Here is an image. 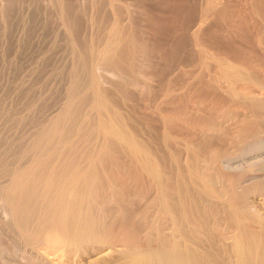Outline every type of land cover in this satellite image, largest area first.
Listing matches in <instances>:
<instances>
[{
	"label": "bare ground",
	"instance_id": "6f19581e",
	"mask_svg": "<svg viewBox=\"0 0 264 264\" xmlns=\"http://www.w3.org/2000/svg\"><path fill=\"white\" fill-rule=\"evenodd\" d=\"M50 1L48 5L44 3L47 5L46 8L52 4ZM59 1L60 3H57L60 6L57 8L62 9H60L63 16L62 22L66 24L63 27L67 29V32L69 29L71 33L69 36L71 42H68L72 45L70 50L73 49V53L72 51V54L68 53L72 57H70L72 61H69L71 64L65 59L66 56L64 59L70 65L67 66L68 63H65L67 67L62 66L64 64L61 63L62 51L58 48L61 51L59 52L56 48L58 55L53 46L52 52L61 57L59 63L62 64L61 67H64L62 69L59 66L56 67L58 62L54 59L57 63L53 66L60 73L57 74L60 80L56 83L59 84L60 81V90L58 92L55 89L59 85L54 88L58 93L53 90L57 94H55L56 99L51 95V101H53L52 98L56 101L48 109L45 108L48 106L45 103H43L46 105H43L44 110L42 105L36 106L38 101L34 103V100L37 96L32 100L31 89H28L33 88L36 82H32L31 87L25 85L27 83L31 85L27 82L23 83L24 85L21 84L22 86L18 84L20 87L17 89L15 85L13 86L16 93H19L21 99L19 103L16 104L10 96V100L15 104H12L13 106L8 104L9 111L3 110L4 107H1L3 104L0 105V120L6 117L4 119H9V122L11 120L13 122V119L17 117L28 119L27 113L30 115L33 111L34 114L33 105L40 107L35 111L36 117L31 115L32 121L30 116L29 123L27 120L24 121L28 126L25 124L24 127H20L24 125L22 122L19 126L21 130L19 129L15 135L11 136L12 133H9L10 136L5 134L0 136V264H264V78H260L258 70L255 69L256 67L264 69V55L255 54L256 63H250L248 56L252 51L248 56L242 57L243 54L245 55L243 52L250 47L240 46L241 43L237 46L239 43L236 45L235 42L232 43L233 41L228 44V40H225L226 45L222 43V39L231 41L238 36V33L240 38L242 34L241 39L245 40L254 31L256 36L253 33L255 38L250 37V39L264 45V0H241V4L237 2L241 7L238 4L239 6L236 5L235 8L232 7L233 0H138V3L145 5V9L140 4L142 8H139L140 6L138 8L145 10V16L142 13L143 10L139 12L143 14V18L146 17L151 36L149 38L144 36L147 33L144 32L146 28L139 29L144 34L138 35L150 40L153 34L154 46L156 45L157 49L161 48V50L155 49L158 51L155 52L159 55V52H163L162 55L164 54L166 58H171V54H174V57L177 53L181 55L180 51L186 52L181 55V57L185 56L183 57L185 64L179 65L167 76L168 72L165 71L154 73L152 67L150 70L153 73L148 74L146 73L148 70L143 67L146 61L145 51L148 54L151 53L150 49H153V45H150L151 48L148 46L151 52H148L146 47L148 43H153L152 38L147 43L135 34V32L139 33L136 26L139 21L141 22L138 18L141 15L138 14L139 21L135 25L132 24L136 19V10H133L136 4L134 7V3H130L134 7L132 8L128 6L129 1L127 2V8L135 11L128 13V16L129 9L125 7L127 0L125 2L108 0L107 4L103 2L108 6L110 15L107 11L104 15L106 6H98L97 2L98 7L94 9L98 14H95L96 11L92 9L94 5L90 8L86 5V9L93 11V16L102 13V17L95 18L100 25L97 24V28L104 32V36L100 33V36L104 37L102 40L98 38L99 35H96V40L93 42L91 35H94L92 33H95L97 28L95 32L91 31V35L89 33L91 37H89L92 40L90 42L93 43L88 42L90 45L87 46L88 44L85 43L89 38L87 37L85 42H83L84 39L81 40L80 32L85 30L79 26L84 24L82 18L85 20L86 18L82 16H88L89 14L85 13L88 10L82 9L83 12H81V7L75 5L78 2L76 0ZM157 1L161 2V5L164 4L163 7L158 4L159 9L158 7L157 10L152 9V5ZM5 2L8 4L2 10L5 19L8 20V17L16 14L15 12L18 14V11H21V9L17 10L20 7H17V4L19 5L17 1L5 0ZM23 2L20 1V3ZM27 2L31 3V0ZM31 7H34V4ZM36 8L38 9L39 6ZM108 8L106 7L107 10ZM161 8L168 9V13H163L164 10L162 11ZM123 9L126 10L127 18H124ZM41 10L40 12H44L43 9ZM92 11L88 12L92 15ZM37 12L34 9L35 15ZM129 14H135V16L130 17ZM50 15L48 16L51 17ZM48 16L39 20L44 18L49 20ZM53 16L50 20L56 21L57 19ZM55 16H57L56 13ZM128 18L134 19L131 21ZM5 19L0 20L5 23ZM125 19L132 22L129 23L136 28L135 30L133 27L135 32L132 28V31L129 30L131 25ZM212 19L216 26L207 30V25L212 22ZM27 20L28 18L26 23ZM58 20L60 21L61 17ZM223 20H226L227 24ZM33 21H37V17ZM124 21L130 25H128L129 29ZM92 22H88L89 25ZM221 22L224 25H221ZM44 23L41 24L42 27H39L42 31L45 28H43ZM33 24L40 25L36 22ZM225 24L228 29L224 35L222 26ZM48 25L46 27H49ZM94 26L91 25V27ZM3 27L6 26H2V30ZM78 27L82 30L79 31ZM88 27L90 26L85 28ZM91 27L89 29H92ZM65 28L62 29L65 30ZM6 29L9 30V28ZM59 29L58 32L57 29L54 30L56 34L61 31V28ZM30 30L28 29V32ZM66 31L64 33H67ZM87 31L86 34L89 32ZM11 33L10 31L9 35ZM85 33L82 34L83 38L86 37ZM6 35L7 33L4 38ZM64 35L67 41L68 35ZM61 36L59 35L58 38ZM223 36L226 38L221 39ZM236 39L238 40V37ZM166 40L171 42V44L168 43V47ZM17 43L21 44L20 41ZM164 44L166 45L163 46ZM13 45L11 47L14 48ZM17 46L15 50L19 51ZM11 47L8 49L13 50ZM51 49H48V52ZM65 51L61 54H65ZM27 52L24 51V54ZM41 52V54L45 53ZM52 52L46 51L49 55L50 53L52 55ZM4 53H6L5 50L2 55H5ZM140 53L144 54L143 65L139 63L142 57ZM12 56L14 55L12 54L11 58L16 57ZM37 56L41 60V57L48 55L37 54ZM155 56L152 57L154 60ZM150 58L148 59L152 62ZM14 59L16 62V58ZM31 59L29 60L32 61ZM45 60L51 59L46 57ZM36 62L39 64V61ZM1 63L0 65H4V61ZM153 64L148 62V66ZM47 66L51 65H45L48 69ZM53 66L51 67L54 68ZM16 67L19 68L20 64ZM51 67L49 69H52ZM144 68L146 71L143 72ZM54 69L53 71H56ZM53 71L48 72L50 75L47 74L53 76ZM1 72L3 71L0 70ZM110 72L120 78V81L118 83L116 81L115 84L112 80L110 85L113 84V87L105 83L111 80L107 79V73ZM4 74L2 78H6ZM26 74L29 75L27 72ZM111 74L108 77L112 78ZM17 75L15 76H20V74ZM57 75L54 79L51 77L53 81L50 84L58 78ZM29 77L30 81L36 78L33 75ZM44 77H46L45 73L41 81ZM114 77L112 79L115 80ZM12 78H14L13 75ZM17 80L20 82V78ZM39 80L34 81L41 83ZM7 81L6 79L5 85L8 84L9 81ZM153 81L157 82L154 84H158L156 88H153L158 91L155 98L156 104H154V98V103H151L154 104L153 113L155 112L156 115L152 114V111L148 113L146 111L148 117L143 115L137 117V113L134 114L136 117L127 115L121 105L128 103L131 94H135L127 91L126 87L130 88L129 83L141 93L137 92V95L133 97L134 100L137 99L136 96L141 95L142 99L147 97L143 99L144 103L146 100L150 103L152 101L148 99L152 94L154 84L151 82ZM12 82L10 84L13 85ZM44 83L43 86H46L47 84ZM0 87L2 88V84ZM4 88L5 86L1 89L3 92ZM10 88L8 87L6 91ZM43 89L40 90L41 95ZM15 91L11 92L15 93ZM9 92H6V97L11 95ZM28 92L31 94L29 99L26 95L29 94ZM16 93L14 95L17 96ZM40 93H38V99H40ZM34 94L36 93H33V97ZM0 95L4 96L3 93ZM223 97H227V100ZM17 98H15L16 102ZM22 99L33 101H29L31 104L24 106L28 110L27 113L21 111V109L24 110L22 105H25ZM46 99L49 103L50 99L47 97ZM206 100L213 103L212 107L215 110L221 104L226 107L228 102V108L236 105L242 109L241 114L245 112L251 116L244 117L240 114L242 117H200L201 115L192 117L190 114L195 113L196 109L197 115L201 113L199 111L198 114L200 109L202 112H207L208 109L201 108ZM4 101L8 102L7 99ZM11 101L8 103H12ZM135 102L131 101L132 104ZM209 102L208 105L205 103L207 108L210 107ZM138 105L140 106V103ZM165 105L171 106V109H166L168 111H166L168 113L166 117L162 111ZM196 105L198 106L190 113L192 111L190 109ZM199 105H201L200 109ZM128 106L126 108H130L128 111H131L133 108L131 109L130 104ZM236 106L233 110L237 109ZM148 114L154 117H149ZM187 114L190 117H186ZM11 117L14 118L11 119ZM16 122L13 125L17 124ZM13 125L11 128H14H9L12 131L16 129ZM3 130L7 132L6 128ZM10 130L9 132H12Z\"/></svg>",
	"mask_w": 264,
	"mask_h": 264
},
{
	"label": "rangeland",
	"instance_id": "374dc122",
	"mask_svg": "<svg viewBox=\"0 0 264 264\" xmlns=\"http://www.w3.org/2000/svg\"><path fill=\"white\" fill-rule=\"evenodd\" d=\"M14 1H15V2L17 1V2H18L19 0H14ZM20 1L23 2V1H25V0H23V1L20 0ZM20 1L18 2L19 5L17 4V7H18V6H20V7H18L17 10L21 9V11H22V9H23V11H22V12H21V11H20V12L18 11V14H17V12L14 11L17 15L14 14V12H13L12 15H13V14H14V15L11 16V17H8V20H9V21H8L7 19H5V17L3 16V15H4V11H2V10L4 9V7H6L8 4H7V2H5V0L0 1V5L2 4L1 7H0V13H1L0 16H3L2 18L0 17V19H1L2 21H3V18L6 20L5 23H3V22L0 20V22H1V23H0V26H1V25H2V26L5 25L6 27H3V28H4L3 30H4L5 34L7 33V35H6V38H7V39H6V38H4V37H5V34H4V32H3V30H2V26H1V27H0L1 29H0V30H2V31H0V34H1L2 36L0 35V36H1V37H0V40H2V41L0 42V44H1V45H0V54H1L0 56H1L2 59L0 58V64H2L1 61H4V65H5V64H6V66H9V65H10V66L7 67V68H6V66H4V65H0V67H1L0 70L3 71L4 73L6 72L5 74H4L3 72L0 73V77H1V76L3 77V74H4V77H6V78H2V77L0 78V86H1V84H2V88H1V87H0V88L3 89V87L5 86V88H4L5 90H4V92L0 89V94H2V93L4 94V96H3V95H0V96H2V97H0V99H1V98L3 99V100H0V102H1L0 105L3 104L1 107H4V108H2V109L5 110V111H9V108H8V107H10V106H9L10 104H11V105H12V104L14 105L15 103H16V104L19 103L18 101H21V99L19 98V93H16L15 88L17 89V87H20V86L24 85L25 83L30 82L31 85H29V83H27L28 85H27V84H25V85L31 87V86H33V85H34V86H37L36 84H38V86L35 87V88H34V86H33V88H32V87H31V88H28L29 90H30V89H31V90L33 89V90H32L33 92L30 90V92H31L32 95H33V93H36V94H34V97L30 94V92H28L29 94H26V95L28 96V99H29V97H30V95H31L30 98H31V99L33 98L32 100H34V98L37 96V97H36L37 99L34 100V101H35L34 103H36V102L38 101L37 103H38L39 105L36 103V106H40V105H42L41 107H42L43 110H44L45 108L48 109V107H49L53 102L56 101V100L54 101L53 98H52L53 101H51V97L53 96V97L56 99L55 94H56L57 91L59 92V90H60V88H59V87H60V85H59V84H60V81H59V84H56V83L58 82V80H60V77H58V75H59L60 73L56 70V67L59 66L60 69H62V68H64V67H61V65H62L63 63H64V64H63L62 66H64L65 63H68L69 61H70V62L72 61V59H71V58H72L71 55L69 56V54L71 53V51H72V53H73V49L70 50V49L72 48V45H70V43H69V42H71V39H70V37H69V36L71 35V33H70L69 29H68V32H67V31H66L67 29H66L65 27H63V25H66V24H64V23L62 22V21H63V20H62V17H63V16H61V15H62V13H61V11H60L61 8H60V7H59L60 9L57 8V6H60V4H59L60 1H59V0H57V1H56V0H51L52 2H51L50 0H47V1H46V0H31V3L34 1L33 4H34V7H35V8H34V7H31V5H33V4H31L30 2L28 3V2H27L28 0H26V2L28 3V5L26 4V2H23L24 5H21V4H23V3H20ZM29 1H30V0H29ZM39 1H41V2H39ZM49 1H50L52 4H49L50 7L48 6V8H49V9H48V8H46V6L48 5V2H49ZM76 1H78V2H77V4H75V5H78L79 7H81V9H80L81 12H83L82 9H86L87 6H89V8H90V7L93 6V5H94V6H93L92 9H93L94 12L96 11L95 14H98V13H97V10H95V9H96V7H98L99 5H102V7H105V6H106V7L108 8V6L105 5V4H107L108 0H107V1H106V0H102V2H101L100 0H97V1H95V0H85V1H84V0H81L80 2H79V0H76ZM76 1H75V2H76ZM91 1H92V2H91ZM93 1H95V2H93ZM99 1H100V3H99ZM121 1H124V2H125L126 0H121ZM128 1H129V2H128ZM131 1H133V0H127V1L125 2V7H126V8H127L128 6H129V7H130V6L132 7V4H130V3H134L133 6H134V7H135L136 5H137V6H136V8H134V7H132V8H134L133 10H136V12L133 11L131 8H130V9L127 8V9H129V11H127V16H128V13H130V12L134 13V12H135V13H136V16H135V14H133V15H132V14H129V16H130V17L135 16L136 19L133 20L134 18H128V19H130V20L132 19L134 23L128 21L127 19H125V20L128 21V23L130 22V23H132L133 25H135V24H137V21H139V20L141 19V22H140V21L138 22V25H139L141 28H138L139 26L137 25L138 27L136 26V28H137V31H138L139 33H136V32H135L136 28H135L133 25H131V24L129 23V24L132 26V27H131L129 24H127L126 21H124V22H125V25H127V26H126L127 28L130 26V27H129L130 29H129V28H128V29L131 30V31H132V29H133V27H134L135 30H134V29H133V30H134L135 34H136L138 37H142V38H143L142 35L139 36L138 34H144V32H145V33L147 32L146 35L144 34V36H145L146 38H147V37L149 38V36H151V35H150V34H151V31H148L149 28H148V26H147V24H146V23H147V21H146V19H145L146 17L143 18V17L145 16V13H144L145 10H143V9H145V7H144L145 5L143 6V5H141L140 3H138V2H137L138 0H136L135 2H131ZM1 2H2V3H1ZM15 2H14V4H16ZM36 2H38V3H42V4H38V3H36ZM57 2H59V3H57ZM90 2H91L92 4H91ZM96 2H97V4H98V6H97ZM103 2H104L105 4H104ZM124 2H122V3H123V7H124ZM127 2H128V4H130V5H128ZM232 2L234 3V4L232 3V4H233L232 7H234V8H235L236 5L239 6V5L241 4V0H238V1H237V0H233ZM237 2H239L240 4L237 3ZM35 3H36V4H35ZM44 3H46L47 5H44ZM55 3H56V4H55ZM78 3H79V4H78ZM86 3H87V4H86ZM89 3H90V4H89ZM93 3H94V4H93ZM102 3H103V4H102ZM120 3H121V2H120ZM160 3H161V2H160ZM160 3L157 1V3H155V4L152 5V9H156V10H157V7H158V9L160 8L159 6L163 7L164 4L161 5ZM5 4H6V5H5ZM29 4H30V5H29ZM53 4H55V5L53 6L54 8H55V6H56L55 10H53L54 8L51 6V5H53ZM58 4H59V5H58ZM81 4H82V6H80ZM95 4H96V5H95ZM126 4H127L128 6H127ZM135 4H136V5H135ZM139 4L143 7V9H141V10L139 9V8H142ZM158 4H159V6H158ZM238 4H239V5H238ZM26 5H27V8L25 7ZM35 5H37V6H35ZM41 5H42V6H41ZM86 5H87V6H86ZM103 5H104V6H103ZM154 5H155V6H154ZM15 6H16V5H15ZM28 6H29L30 8H29ZM38 6H39V8L37 9L36 7H38ZM40 6L43 7V8H41ZM44 6H45V7H44ZM138 6H140V7L138 8ZM153 6H154V7H153ZM2 7H3V8H2ZM76 7H77V6H76ZM106 7H105V14H104V12H103V14L106 15V11H107L108 15H110L109 12H108V11H109V8H108V10H107ZM125 7H124V8H125ZM240 7H241V5H240ZM28 8H29V9H28ZM45 8H46V10H45ZM51 8H53V9H51ZM94 8H95V9H94ZM27 9H28V11H26ZM34 9H35V12L38 11L37 13H39V14L36 13V15H35V13H33ZM41 9L44 10V12L46 13V15H45L44 12H40V11H42ZM50 9H51V11H50ZM56 9H57V11H56ZM137 9H138V10H137ZM161 9H162V8H161ZM17 10H16V11H17ZM61 10H62V9H61ZM76 10L80 11L79 9H76ZM86 10H88V11H90V12L92 11V10H90V9H86ZM130 10H132V11H130ZM142 10H143V12H142ZM163 10H164V11L166 10V11L164 12ZM1 11H2V12H1ZM47 11H48V12H47ZM53 11H54V12H53ZM59 11H60V13H59ZM88 11L85 12V13H88V14H89V15H88V14H85V15H88V16H84V15L82 16V17H85L86 20H88V21H86L84 18H82L84 21H86V22L83 21V23H84L83 25H84V26L87 25V26H90V27H91V25H93V26L95 25V26H94V27H91L92 29H89L90 27L85 28V27H87V26L84 27L83 25H80V26H79V27L82 26V27L84 28L85 32H86V30H88V31H89V32L87 31V32H88V33H87L88 35L82 30V28L79 29V27H78L79 31L82 30V32H80V34H81V33H82V34L85 33V35H86V37L83 38L84 35L81 34V37H82L81 40L84 39L83 42H85V39H86L87 37L89 38V39H86L87 43H85V44H88L87 46H89L90 43H93L94 40H96L95 38H96L98 35H99L98 38L100 37L101 40H102V38H104V37H103V36H104V34H103L104 32L102 33L101 29L97 28L98 25H99V23H97V20H96V18L98 19V16H101V17H102V13H101L100 15H98V16H97V15H94V16H93V14H94L93 11H92V15H91ZM123 11H124V13L126 12L125 9H123ZM139 11L142 12V13L144 14V16H143V14H140ZM162 11H163V13H166V12L168 13V9H162ZM27 12H28V13H27ZM49 12H50V13H49ZM137 12H139V13H137ZM21 13H22V14H21ZM24 13H27V14L24 15ZM30 13H32V14H30ZM40 13H41L42 15H43V13H44V15L42 16ZM51 13H52V14H51ZM55 13L57 14V16H55ZM58 13H59V14H58ZM167 13H166V14H167ZM50 14H51V15H50ZM138 14L141 15V17H140ZM166 14H165V15H166ZM32 15L34 16V18H33ZM38 15H40V16H38ZM48 15H50L51 17H49ZM53 15H54V16H53ZM58 15L61 17V20H60V21L58 20V19H60V17H58ZM90 15H91V18H90ZM124 15L126 16V13H125ZM137 15H138L139 17H138ZM22 16H23V17H22ZM25 16H26V17H25ZM27 16H28V17H27ZM31 16H32V17H31ZM41 16H42V17H44V16L47 17V16H48V19H49V20H50V19L52 18V16H53V17L56 18L57 20L55 21V19H52V21L54 20L55 23H53L54 21L52 22V21L50 20V21H51V22H50L49 20H46L47 18H46V19H45V18L42 19V20H43V21H42V20H39L40 18H42ZM125 16H124V18H127V16H126V17H125ZM13 17H14L15 19H14ZM30 17H31V18H30ZM35 17H37V21H33V20H35ZM92 17H93V18L96 17V18L93 19ZM137 17L139 18V20L137 19ZM11 18H12V19H11ZM27 18H28V20H27V23H26V19H27ZM29 18H30V19L33 18L32 21H31ZM88 18H89V19H88ZM21 19H22V20H21ZM90 19H91V20H92V19L95 20V21H94L95 23L92 22L93 20L91 21ZM143 19H144L146 22L143 21ZM23 20H24V21H23ZM89 20L92 22V24H90V25H89V23H91V22H90ZM132 20H131V21H132ZM11 21H14V23H13V22L11 23ZM16 21H17V23H16ZM18 21H20V22H18ZM22 21H23V23H22ZM40 21H41L42 23L45 22L47 25L50 23V24L48 25L49 27H46L47 25L44 23L43 28H44V27H45V28H44V29L42 28L43 31L40 30L39 27H42V26H41L42 23H41ZM48 21H49V22H48ZM135 21H136V22H135ZM211 21L213 22V19H212ZM211 21H210V22H211ZM34 22H36L37 24H40V25H39V26H38V25H35V24H33ZM39 22H40V23H39ZM88 22H89V23H88ZM212 22L209 23V25H207V26H208V27L206 28L207 30H208V29L210 30V29L213 28V27L215 28V26H216V24L214 23L215 21L213 22V24H212ZM223 22L226 23L227 21H226V20H225V21L223 20ZM6 23H7L8 26L6 25ZM10 23H11V24H10ZM30 23H31V24H30ZM56 23H57V24H56ZM87 23H88V24H87ZM106 23H107V22H106ZM139 23H140V24H139ZM141 23H142V24H141ZM144 23H145V24H144ZM3 24H4V25H3ZM25 24H26V25H25ZM52 24H53L55 27L58 25L57 28H54V26H53ZM59 24H60V25H59ZM97 24H98V25H97ZM210 24H212V25H210ZM226 24H227V23H226ZM226 24H225V26H222V27L224 28V31H223L224 35H225V32H226L227 29H228L227 26H226ZM13 25H14V26H13ZM21 25H22V26H21ZM28 25H29L30 27H29ZM45 25H46V26H45ZM50 25H51V26H50ZM96 25H97V26H96ZM128 25H129V26H128ZM221 25H224V24L221 22ZM18 26H19V27H18ZM35 26H36V27H35ZM37 26H38V28H37ZM59 26H61V27H59ZM99 26H100V25H99ZM143 26H144V27H143ZM23 27H24V28H23ZM31 27L34 28L35 30L32 29ZM50 27H51V28H50ZM66 27H67V26H66ZM6 28H9V30H7ZM36 28H37V29H36ZM47 28H49V29H47ZM59 28H61V31L63 32V33H62L61 31L59 32V33H62L63 35L58 33L60 36L62 35L61 38H60V37L58 38L59 35L56 34V33L58 32V29H59ZM62 28H65V30H63ZM93 28H94L95 30H94ZM96 28H97V31H96ZM131 28H132V29H131ZM145 28H146V29H145ZM25 29H26V30H25ZM28 29H31L30 32H28ZM46 29H47V32H46ZM50 29H51V31H52V29H53L52 33H51ZM56 29H57V32L54 31V30H56ZM98 29H99V30H98ZM139 29H141V30H144V29H145V30H144V32L142 31V32H143V33H142L141 30H139ZM6 30H7V32H6ZM32 30H33V32H34V33L32 32L34 36H33L32 33H31ZM37 30H38V31H37ZM48 30H49V31H48ZM59 30H60V29H59ZM10 31H11L12 33L9 35ZM20 31H22V32H20ZM65 31H66L67 33H64ZM91 31H92V32H93V31H94V32L96 31V32H95V33H92ZM98 31H100V32H98ZM255 31H256V30H255ZM1 32H2V33H1ZM37 32H38V33H37ZM41 32H43V33H41ZM48 32H49V33H48ZM54 32H55V35H54ZM90 32H91L92 34H94L95 37H94V35H91ZM97 32H98V34H97ZM20 33H21V34H20ZM29 33H30L31 35H29ZM36 33H37V34H36ZM45 33H46V34H45ZM47 33H48V34H47ZM50 33H51L52 35H51ZM89 33H90L91 36H93V37L91 38V39H93V42H90V41H92V40H90V37H91V36L89 35ZM100 33H102L101 35H103V36H100ZM253 33H254V31H252V32L250 33L251 35L249 34L250 36L247 37V39L245 38V40H244V39H241L243 36H242V34H241V38H240V35H239V33H238V36H235V37H234V39H236V38L238 37V40L236 39V41H235L234 39L231 40V41H230L229 39H222V38H226L225 36H223V37H221V39H222V43H223L224 45H226V41H225V40H228V41H229V42L227 41L228 44L231 43V42L233 41L232 43L235 42L236 45L239 43L237 46H239L240 43H241L240 46H244V47H246V48L250 47L249 49H251V50L248 49L250 52L248 53V50L245 51V52H243V53H245V55L243 54L242 57H244V56H246V55L248 56V55L251 53V51H252V53L249 55L250 57L248 56V58H250V60H251L250 63H256V61H255V60H256V59H255V58H256L255 54H258V53H259L258 55H264V45L262 46L261 44H259V42H257V40H254V41H253V39H252V40L250 39V37L255 38L254 35L256 36V34L254 33V35H253ZM19 34H20V35H19ZM23 34H24V36H23ZM44 34H45V36H44ZM49 34H50V35H49ZM64 34L68 35V37H67V41L64 39V37H66ZM147 34H148V35H147ZM8 35H9V37H8ZM15 35H16V36H15ZM18 35H19V36H18ZM27 35H28V36H27ZM37 35H38V36H37ZM56 35H57V36H56ZM96 35H97V36H96ZM252 35H253V36H252ZM17 36H18V37H17ZM53 36H54V37H53ZM63 36H64V37H63ZM89 36H90V37H89ZM2 37H3V38H2ZM14 37L16 38V41H15V38H14ZM28 37H29V41H28ZM45 37H46V38H45ZM55 37H57L58 39L55 38ZM138 37H137V38H138ZM20 38H22V40H21ZM25 38H26V39H25ZM35 38H36V39H35ZM48 38H49V39H48ZM68 38H69V40H68ZM98 38H97V40H99ZM142 38H141V39H142ZM146 38H145V39L143 38L142 41H145V40H146V42L148 43V42L151 40V38H152L151 41H152V43H153V44H151V42L148 43V45H147V47H146V49L148 50L149 47L151 48V46L153 45V49H152V48L150 49L152 52L148 50V52H151L152 55H151V53L148 54L147 51H145V52H146V53H145L146 55L144 56V58H146L145 63L143 62V60H144L143 55H144V54H141V53H140V55H142V57H140V55H139V57H140L141 59L143 58L142 60L139 59L140 61H142V62L139 61V63H141V65H143V63H144V65L147 64V66H144V65H143V67H145L146 70L149 71V70L151 69V67H152V71L154 70V71H153L154 73H155V72L158 73L159 71H165V72H168V73L166 74V76H167V75H169V73H170L173 69H175L176 67H178L179 65H182V64L184 63V58H185V56H182V57H181V55H182L183 53L185 54L186 52H182V51H180V53H182V54L180 55L179 53H177V54H175V57H174V54H171L172 57L169 56V57H171V58H166L164 54L162 55L163 52H162V53L159 52L160 55H161V56H160L159 54L156 53V52H158V51H156V50H161V48H158V49H157V46H156V45L154 46V42H153V40H154V36H153V34H152V37H150V40H149V39H146ZM239 38H240V40H239ZM5 39H6V41H5ZM18 39H19V40H18ZM24 39H25V40H24ZM55 39H56V40H55ZM241 40H242L243 42H242ZM250 40H251V41H250ZM7 41H8V42H7ZM19 41L21 42V44L19 43L20 45L17 43V42H19ZM32 41H33V43H32ZM34 41H35V42H34ZM37 41H38V42H37ZM39 41H40V42H39ZM54 41H55V42H54ZM68 41H69V42H68ZM154 41H155V40H154ZM238 41H240V42H238ZM248 41L251 42V43H244V42H248ZM3 42H4V43L6 42V43H5V46H8V47L3 46V44H4ZM14 42H15V43H14ZM28 42H29V43H28ZM42 42H43V43H42ZM66 42H68V43H66ZM88 42H90V43H88ZM146 42L144 43L145 46H146ZM162 42L165 43V41H162ZM162 42H161V44H160V43H158V44H160V46H161V45H162ZM172 42H173V41H172ZM205 42L208 43V40L205 39ZM254 42H255V43H254ZM2 43H3V44H2ZM27 43H28V44H27ZM35 43H36V44H35ZM45 43H47V44H45ZM56 43H59V44H56ZM168 43L171 44L170 41L168 42V41L166 40L167 47H168V45H169ZM256 43L259 45V47H258V45H257ZM6 44H7V45H6ZM11 44H12V45L14 44V45H13L14 48L11 47V46H12ZM22 44H24V45L21 46ZM33 44H34V46H33ZM38 44H39V45H38ZM48 44H49V45H48ZM53 44H54V45H53ZM60 44H61V45H60ZM64 44H65V45H64ZM67 44H68V45H67ZM166 44H164L163 46H165ZM9 45H10L11 48H13V50L11 49L12 51L9 50V49H10ZM17 45H18V46H17ZM27 45H29V46H27ZM37 45H38V46H37ZM46 45H47V46H46ZM50 45H51V46H50ZM56 45H58V46H56ZM91 45H92V44H91ZM150 45H151V46H150ZM251 45H252V46H251ZM1 46H2V48H1ZM16 46L19 47L21 50H22V49H23V50L20 51L19 48H18L19 51L15 50V49H17ZM36 46H37V47H36ZM39 46H40L41 48H40ZM53 46H54V49H55L54 51H56V52H57V50H58L59 52L62 51L61 53H63L64 50L67 51V52L65 51V54H61V53H60L61 57H63V58L57 56V53H58V52H57V53L55 52L56 55L54 54V52H52V50H53ZM69 46H70V47H69ZM148 46H149V47H148ZM3 47H5V48H3ZM25 47H27L28 50H27V48H25ZM29 47H30V48H29ZM33 47H34V48H33ZM45 47H46L47 49H46ZM66 47H68V49H67ZM8 48H9V49H8ZM36 48L39 50L40 53H39V52L37 53L38 50H37ZM50 48H52V49H51V51H49V52H52V55H53V56L55 55L56 58H55V56L52 57L51 53H50V55L47 54V53H49V52H48V49L50 50ZM56 48H57V50H56ZM58 48H59L61 51H60ZM61 48H62V49H61ZM63 48H64V50H63ZM259 48H260V49H259ZM2 49H3V50H2ZM6 49H7V51H6ZM25 49H26V50H25ZM31 49L34 50L33 53H32L33 50H31ZM35 49H36V52H35ZM40 49H41V51L45 52V53H44L45 55H48V56H44V54H41L42 52L40 51ZM155 49H156V50H155ZM4 50H5L6 53H4L5 55H2L3 52H4ZM68 50H70V51H68ZM260 50H261V51H260ZM262 50H263V52H262ZM2 51H3V52H2ZM8 51H9V54H10V55L8 54ZM24 51H28V52H27L28 54H27V53L24 54ZM46 51H47V53H46ZM155 51H156V52H155ZM253 51H254V53H253ZM1 52H2V53H1ZM10 52H12V53H10ZM19 52H20V53H19ZM153 52H154V54H153ZM255 52H256V53H255ZM261 52H262V54H261ZM16 53H17V54H16ZM30 53H31V55H30ZM34 53H35V54L37 53L38 55H41V56L43 55V56H44L43 58H42L41 56H39V57H41V60L43 59V60H42V62L44 61L43 64H41L42 62H41L40 58H38L37 54L35 55ZM68 53H69V54H68ZM72 53H71V54H72ZM12 54H13L14 56H16V57L12 56V57L16 58V62H15V59H14V58H11V55H12ZM32 54H33V56H32ZM67 54H68V55H67ZM253 54H254V55H253ZM8 55H9L10 57H8ZM21 55H22V57H21ZM27 55H29V57H28ZM58 55H59V53H58ZM64 55H65V56H64ZM148 55H149V56H148ZM150 55H151V56H150ZM153 55H154V56L157 55V56H155V57H156L155 60L152 58ZM177 55H178V57H176ZM4 56H5V57H4ZM18 56H19V57H18ZM26 56H27V57H26ZM30 56H31V57H30ZM36 56H37V57H36ZM49 56H51V57H49ZM66 56H67V58H68V56H69V60H68L67 58H65ZM162 56H164V57H162ZM254 56H255V57H254ZM25 57H26V58H25ZM46 57H47V58H50L51 60H45ZM70 57H71V58H70ZM147 57H148V58L151 57L150 59H151L152 62H150V60H149ZM160 57H161V59H159ZM167 57H168V56H167ZM183 57H184V58H183ZM3 58H4V59H3ZM8 58H9L10 60H9ZM23 58H25L26 60H27V59L29 60L30 58H32L31 60H32L33 62L30 61V60H29V61H28V60L26 61V60L23 59ZM33 58H34V59H33ZM44 58H45V59H44ZM52 58H53V59H52ZM57 58H58V59H57ZM59 58L62 59V61H63V62L61 61L62 64L59 63V62H60V59H59ZM64 58H65L68 62H66V60H65ZM162 58H163V59H162ZM22 59H23V60H22ZM36 59H38V60H36ZM54 59H56V61H57L58 63H57ZM166 59H168V60H166ZM6 60L8 61V63H7ZM11 60H12V61H11ZM13 60H14V61H13ZM19 60H20V61H19ZM21 60H22V63H21ZM53 60L55 61L54 64H52V63L54 62ZM147 60H148V61H147ZM153 60H154L155 63L153 62ZM5 61H6V62H5ZM9 61H11V62L9 63ZM23 61H24L25 63H24ZM35 61H39V64H37L38 62L35 63ZM46 61L48 62V64H47ZM49 61H51V63H49ZM52 61H53V62H52ZM164 61H166V63H165ZM253 61H254V62H253ZM17 62H18V64H17ZM29 62H30L31 64L34 63V64H36V65L33 64V66H32ZM45 62H46V63H45ZM70 62H69V63H70ZM148 62H149V64H150V63H151V64L154 63V64H153L154 66H153V65H151V66L149 65V66H150V67H149V66H148ZM15 63H16L17 65H16ZM26 63H27V64H26ZM44 63H45V64H44ZM56 63H57V64H56ZM69 63H68L67 66H69V65L71 64V63H70V64H69ZM157 63H158V65H159V67H157V66H158ZM19 64H20V67H21V65H22V68H20V67L17 68V67H16V66H18ZM28 64H30V65H29L30 67H29V66H26V65H28ZM49 64H50L51 66H53V65L56 64V65H55L56 67L53 66L55 69L52 68L51 66H47L48 69H49L50 67L52 68V69H49V71H48V69L45 67V65H49ZM59 64H60V65H59ZM184 64H185V63H184ZM12 65H13V66H12ZM24 65H25V66H24ZM37 65H38V66H37ZM43 65H44L45 68H44V67H41V66H43ZM155 65H156V66H155ZM23 66H24V68H23ZM34 66H35V67H34ZM36 66H37V67H36ZM67 66L65 65V67H67ZM4 67H5V68H4ZM10 67H11V68H10ZM32 67L34 68V70H33ZM148 67H149V68H148ZM153 67H154V69H153ZM156 67H157L158 69H156ZM9 68H10V69H9ZM25 68H26L27 71L25 70ZM29 68H30V69H29ZM42 68H43V69H42ZM145 68L143 69V72H144ZM258 68H259V67H256V68H255V69L258 70V71L256 70L257 73H258V75L261 76L260 78H264V74H263V70H264V69H263V68H262V69H261V68L258 69ZM5 69H6V71H4ZM31 69H32L33 71H32ZM36 69H38V70H36ZM39 69L43 70V72H41V70H39ZM45 69H46L47 71H46ZM53 69L56 70V71H53ZM155 69H156V71H155ZM7 70H9L10 73H9V71H7ZM11 70H12V73H11ZM13 70H15V71L13 72ZM29 70H30V71H29ZM51 70L53 71V76H49L50 73H48V72H51ZM146 70H145V71H146ZM24 71H25V72H24ZM38 71H40V72H38ZM45 71H46V72H45ZM148 71H146V73H148V74H149L150 72H152L151 70H150L149 72H148ZM157 71H158V72H157ZM259 71H260V72L262 71V72L260 73ZM26 72L29 73V75H33V76H35L37 79H36V78H35V79L33 78V80L30 81V80H31L30 77L32 78V76L29 77V75L26 74ZM31 72H32V73H31ZM34 72H35V73H34ZM36 72H37V73H36ZM54 72H57V73L55 74ZM153 72H152V73H153ZM8 73H9V75H8ZM13 73H14V74H13ZM30 73H31V74H30ZM38 73H40V74L42 73L43 75H42V74L40 75V74H38ZM44 73H45V76H46V77L43 78L44 80H47V78L49 77V79L46 81L47 83H46L44 80H42L43 82L41 81L42 77L44 76ZM47 73H48L49 75H48ZM51 73H52V72H51ZM112 73H113V72H112ZM17 74H18V75H17ZM19 74H20V76H19ZM22 74H23V76H22ZM36 74H37L39 77L36 76ZM46 74H47L48 76H47ZM57 74H58V75H57ZM107 74H108V76H110L109 74H111V72H110V73H107ZM150 74H151V73H150ZM5 75H6V76H5ZM10 75H11V76L13 75L14 78L11 79V76H10ZM15 75H17V76H19V77H16ZM26 75H27L28 77H27ZM51 75H52V74H51ZM56 75H57V77H58L59 79L57 78V79H56L57 81L54 80V82H53L54 84L52 83V84L54 85V86H53V85L50 84V83L53 81L54 77L56 78ZM112 75H113V76H112ZM8 76H9V77H8ZM108 76H107V79H111V80H108L109 83H107V81H105V83H106L107 85H108V84L110 85V83H112V80L114 81V82H113L114 84H115L116 81H117V83L120 81V78L118 77V75L115 76L114 73L111 74V76H112V78L115 76V77H114L115 80L112 79V78H110V77H108ZM40 77H41V78H40ZM51 77H52L53 79H52ZM117 77L119 78V80H118ZM15 78H17V79L20 78V82H19V80L15 79ZM26 78H28V79H26ZM39 78H40V80H39ZM116 78H117V79H116ZM3 79H4V80H3ZM6 79L9 81V82L7 81V82H8V84H6L7 87H6V85H5V81H6ZM10 79H11V80H10ZM24 79H25L26 81H23ZM12 80H14V81L12 82ZM28 80H29V81H28ZM34 80H39V81H41L42 84H41L40 82H39V83H40V84H39V83H37L38 81H34ZM49 80H51V81L49 82ZM10 81L13 83V85L10 84V83H11ZM21 81H23V82L21 83ZM2 82H3V83H2ZM14 82H16L17 85H16V83H14ZM18 82H19V83H18ZM32 82H36V84L34 83V84L32 85ZM44 82H45V83H44ZM23 83H24V84H23ZM43 83H44V84H47L46 86L44 85V86L46 87V91H45V87L43 86ZM48 83H49V84H48ZM151 83L154 84V83H157V82H156V81H153V82H151ZM3 84H4V85H3ZM9 84H10L12 87H11ZM18 84H19L20 86H19ZM21 84H22V85H21ZM127 84H128V83H127ZM153 84H152V85H153ZM14 85H15V88H13ZM40 85H41L42 87H40ZM58 85H59V86H58ZM107 85H106V86H107ZM129 85H130V88H129V86L126 87L127 91H132V93H135V94H133V95H134V96H133V95L131 94V92H129V94H131V96H130V98H131L130 101H129L128 103H127V102L123 103L124 101L121 102V104L123 103V105H121V106H122L123 110H125L124 112H125L127 115H129L130 117H131L132 115L134 116L135 113H137V114H136L137 117H141V116H139V115H143V117H146V116H147V113H148V112H151V111H152V112H151L152 114H155V112L153 113V111H154V110H153V109H154L153 107H154V104H156V99H155V98L157 97L156 95H157V92H158V91H157L156 89H153V88H154V87L156 88V86H158V84H154V86L152 87V92H151V93H152V94L155 93V94H153V95L151 94V95H150L151 97L148 99V101L151 100L152 102L149 103V102H147V100L145 101V103L147 102V104H148L147 106H146L145 103H144V100H145L147 97H146L145 99L143 98V99H144V100H143L142 97H141V95H140V97H139V96H136L137 99H135V100L133 99V97H135V95H137L136 93H137V92L140 93V92L137 91L138 89L136 90V89L134 88L135 86H134L133 84H130V83H129ZM131 85H132V86H131ZM47 86H48V87H47ZM49 86H51V88H50ZM56 86H58V88H55ZM8 87H9V88L11 87V88H13V89L10 88V89H11V90L9 89L10 92H9V91H6V90L8 89ZM107 87H108V86H107ZM110 87H113V84H111ZM131 87H132V88H131ZM37 88H39V90H38ZM41 88H44L43 90H44L45 92H47V93H46V94H47L46 96H45V92H44V91L42 92V95H41V93H40V92H41V91H40ZM54 88H55L57 91L54 90ZM128 88H129V90H128ZM35 89H36V92H35ZM48 89H49V90H48ZM131 89H132V90H131ZM133 89H134V91H133ZM13 90L15 91L16 94H18L17 96L14 95L15 93H12V92H14ZM29 90H27V91H29ZM53 90L56 91V92H54ZM135 90H136V91H135ZM11 91H12V92H11ZM37 91H39V92H37ZM48 91H49V92H48ZM51 91H53L52 94H50ZM154 91H155V92H154ZM1 92H2V93H1ZM6 92L11 93V95H10L9 93H7V94H9V95L6 97V96H5ZM17 92H18V90H17ZM58 92H57V93H58ZM38 93H40V99H38V97H39V94H38ZM43 93H44V96H43ZM49 94H50V95H49ZM140 94H141V93H140ZM51 95H52V96H51ZM56 95H57V94H56ZM10 96L13 97V98H11ZM14 96H15V98H17V97L19 98V100H18V98H17V102L15 101L16 99L14 98ZM42 96H43L44 98H43ZM154 96H155V97H154ZM5 97H6V98H5ZM46 97L50 99V100L48 99V100H49V103H48L47 99L45 100ZM10 98L13 99L15 103H13V102L10 100ZM138 98H139V99H138ZM140 98L143 100V102H142V100H140ZM151 98H152V99H151ZM153 98H154L155 103L153 102ZM223 98H224V99L226 98L225 100H227V97H223ZM6 99L8 100V102L11 101L12 103H8L7 101H4V100H6ZM121 99H122V98H121ZM23 100H25V99H22V103H25V105H22V104H21L22 107L24 108V110L21 109V111H22V112H23V111H26L25 113H27L28 110H26V107H24V106H26V104H27V105H28V104H31V102H29V101H32V100H25V102H24ZM39 100H40V101H39ZM42 100H44V102H43ZM139 100H140V102H139ZM210 100H211V99H210ZM3 101H4V102H3ZM26 101H28V102H26ZM46 101H47V103H46ZM126 101H128V100L126 99ZM131 101H133V102L136 101L135 103H137V104H135V103L132 104ZM207 101H208V100H206V102H205L206 105H208V102H209V101H208V102H207ZM32 102H33V101H32ZM39 102H40V103H39ZM50 102H51V103H50ZM4 103H7V104H5L6 106L4 105ZM34 103H32V104H34ZM43 103L48 104V106H46V105L43 104ZM126 103H127V104H126ZM139 103H140V106L138 105ZM151 103H154V104H151ZM192 103L194 104V102H192ZM192 103H191V104H192ZM205 103H203V104L205 105ZM8 104H9V105H8ZM124 104H125L127 107H129L128 105L130 104V105H131V106H130L131 109H132V108L134 109V111H133V109L131 110V111H133V113H131V111H128L130 108H129V109L126 108V106H125ZM203 104H201V105H203ZM219 104H220V103H219ZM226 104H227V106H228V102H226ZM13 105H12V106H13ZM21 105H20V106H21ZM43 105L46 106V107L44 108ZM135 105H137V106H135ZM144 105H145V106H144ZM150 105H151V106H150ZM201 105H199V109H200V106H201ZM204 105L201 106V108H203V110L208 109V110H207L208 114H207V112H204V111L202 112V111H201L202 109L198 110V114H199V111H200L201 113H203V115H202L201 113H200L199 115H197V113H196V112H197V109H196V111H195V113H194V112H193V111H194L193 109H195V108L198 106V105H196L195 107H193V108L190 109V110H192V111H190V113H191V112L194 113V114L191 113L190 115H191L192 117H199L200 115H201L200 117H242V116H244V117L246 116V117H247V116H249V115L246 114L245 112H243V114H241V113H242V111H241L242 109H239V107L236 106V105L229 106V108H228L227 106L225 107V106H222V104H221L220 107H217L218 109H216V110H215L214 107H212V106H214V105H213V103H211V102H209V106H210V107H208V108H207L206 105H205V107H204ZM217 105H218V104H217ZM12 106H11V107H12ZM34 106H35V105H33V108H34V114H33V111L31 112L33 115H32V114L29 115V113H27V114H28V117H27V118L29 119V118L31 117V121H32V116H35V117H36V115H37V113H36L35 111H36V110H39V108H40V107L37 108L36 106H35V107H34ZM123 106L125 107V109H124ZM132 106H133V107H132ZM134 106L136 107L137 110L134 108ZM142 106H143V107H142ZM165 106H166V105H165ZM234 106H236L237 109L233 110V109H234ZM6 107H7V108H6ZM141 107H142V109H141ZM144 107H146V108H144ZM147 107H148V108H147ZM149 107H151V109H150ZM170 107H171V106H170ZM170 107H169L168 105H167L166 107H163V110H162V111H163V114L165 115V116L163 115L164 117H166V116H167L166 114H168V113H166V111H167L166 109L168 108V110H169V109H171ZM221 107H222V108H221ZM223 107H224V109H223ZM231 107H232V108H231ZM236 107H235V108H236ZM36 108H37V109H36ZM143 108H144V109H143ZM204 108H205V109H204ZM213 108H214V110L217 111V112H215L214 110H212ZM219 108H221V109H223V110H221V109L219 110ZM6 109H8V110H6ZM126 109H127V111H126ZM140 109H141V111H140ZM146 109H148V110H146ZM149 109H150V111H149ZM164 109H165V111H164ZM209 109H210V111H209ZM226 109H227V110H226ZM238 109H239V111H241L240 113L238 112ZM40 110H41V109H40ZM135 110H136V111H135ZM211 110H212L214 113H217V114H214ZM236 110H237V111H236ZM41 111H42V110H41ZM146 111H147V113H146ZM219 111H220L221 113H220ZM223 111H226V112H223ZM37 112H39V111H37ZM164 112H165V113H164ZM167 112H168V111H167ZM211 112H212V113H211ZM222 112H223V113H222ZM25 113H23V115H27V114H25ZM128 113H129V114H128ZM138 113H140V114H138ZM151 113H150V114H151ZM209 113H210V114H209ZM244 113H245V115H244ZM21 114H22V113H21ZM21 114H20V115H21ZM38 114H40V113H38ZM130 114H131V115H130ZM150 114H148L149 117H154V115L152 116V115H150ZM204 114H207V115L204 116ZM240 114H241L242 116H241ZM31 115H32V116H31ZM136 115H135L134 117H136ZM155 115H156V114H155ZM193 115H196V116H193ZM29 116H30V117H29ZM133 116H132V117H133ZM163 116H162V117H163ZM187 116H189V114H187L186 117H187ZM250 116H251V115H250ZM250 116H249V117H250ZM147 117H148V116H147ZM157 117H159V116H157ZM189 117H190V116H189ZM2 118H3V117H2ZM2 118H1V120H2ZM4 118H6V117H4ZM4 118H3V121L0 120V122H1V123H0V131H1V132H0V134H1L0 136H4V134L7 135V136H10L11 133H12L11 136H13V135H15L17 132H19V129H20L19 126H20V123L23 122L22 124H24V125H21L20 127H22V126L24 127L25 124H26V122L24 123V121L27 120V123H29V121H30V120L26 119V117H23V118L20 117L19 119H18V117H17V119H16V118L13 119V122H12V120H11V122H9V119H6V120H8V121L6 122V124L9 122V125L7 124V126H6V124H5V121H6V120H5ZM7 118H8V117H7ZM12 118H14V117H11V119H12ZM33 118H34V117H33ZM20 119H21V120L24 119V120L21 121ZM16 120H17V122H16ZM19 121H21V122H19ZM14 122H16L17 124H14V125H13ZM2 123H4L5 125L2 124ZM10 123H12V124L10 125ZM2 125H3V126H2ZM12 125L15 126V128H16V129H13V131L10 130V129L14 128V127L11 128ZM16 125H17V126H16ZM26 125L28 126V124H26ZM8 126H9V127H8ZM2 128H3V129L6 128V130H7L8 133L5 132ZM9 128H10V129H9ZM28 128H29V127H28ZM30 128H31V127H30ZM8 129H9L10 131H12V132H9ZM25 129H26V128H25ZM14 130H15V132H14ZM20 130H21V129H20ZM2 132H3V133H2ZM4 132H5V133H4ZM13 132H14V134H13ZM9 133H10V134H9Z\"/></svg>",
	"mask_w": 264,
	"mask_h": 264
}]
</instances>
